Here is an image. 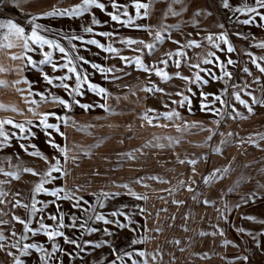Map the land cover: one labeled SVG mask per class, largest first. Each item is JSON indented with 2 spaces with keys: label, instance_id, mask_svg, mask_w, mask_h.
<instances>
[{
  "label": "rangeland",
  "instance_id": "rangeland-1",
  "mask_svg": "<svg viewBox=\"0 0 264 264\" xmlns=\"http://www.w3.org/2000/svg\"><path fill=\"white\" fill-rule=\"evenodd\" d=\"M54 1L4 0L0 4V24H7L11 20L23 27L27 36L31 35L35 17L34 23L40 25L41 29H47H38V34L65 48L74 60L77 74L81 78L87 76L88 83L103 87L108 93L107 98L97 96L88 90L87 84L82 83L80 91L83 94L75 99L94 107L85 112L79 105H72V112L67 111V116L70 118L68 122L75 129L72 130L71 126L62 127L60 131L65 133L64 138L53 134L59 137L62 147L63 141L69 143V152L87 157L85 161L76 163V173L85 171L78 175L98 182L100 180L116 196L119 191L136 190L137 196L146 197L136 199L130 196L132 217L139 216L136 223L139 232L146 230L149 237L152 236L148 239V245H153L157 252L155 264H264V227L260 228L264 222V177H249L254 173L264 174V146L250 147L249 144L253 142L249 141L243 146L242 136L234 137L228 133V126L231 125L232 130L234 122L227 118L224 107L237 103L234 94L238 93L241 97L243 86L239 83L234 88L238 92H234L231 87H226L227 77L213 79L208 74L210 71L217 77L222 76L219 63L227 65V60L223 58L226 54L219 52L225 45L215 39L213 42L206 39L209 35L215 38L226 34L230 37V43L239 51L238 55L231 56L235 63L227 65L226 70L231 71L238 62L244 66L243 55L253 52V46L248 45L244 50L237 46L235 40L246 42L249 37L256 36L254 41L258 43V35L250 33L248 25L252 26L254 23L244 25L240 22L250 16L234 9L245 5L254 6V0L229 2V5L234 6L230 15L237 19L232 21H238V24L229 27L228 33L219 11L225 9L222 0H144L140 2L149 5L148 16L141 19H135L136 12L132 2L116 0L119 5L128 1L126 6L129 15L135 19L136 24L147 26L149 30L134 26L126 28L111 21L107 15L108 12L115 11L111 7V0H100L106 5L104 14L99 9L92 8L89 11L93 14L88 16H47L46 13L57 11L51 8ZM81 1L76 2L72 8L81 5ZM65 10L68 9L63 7L58 12ZM173 12L178 15H173ZM93 16L100 21L99 24L91 23ZM121 19L127 17L122 16ZM257 23H260L258 17L255 18V24ZM85 27H92L93 32L86 33ZM101 32L113 35H97ZM156 32H160L162 42L155 40ZM238 33L241 35L238 36ZM71 36H78L80 39L70 41ZM129 38L153 44L154 48L148 49L144 44L121 43ZM89 39H95L105 47L110 44L117 52L107 53L95 45L85 43ZM189 41H196L201 47L182 48ZM10 43L15 46L7 47ZM28 43L31 51L20 47L16 37L9 35L7 28H0V49L4 47L7 55L14 61L11 68L14 67L12 69L15 72L8 74L7 65L2 66L0 61V70L2 68L6 72L0 78L25 76L27 83L20 84L26 90L27 101L30 91L32 100L41 98L36 93L44 96L51 93L70 101L71 98L63 88L48 85L41 75H67L69 79L64 83L74 88L76 76L68 73L66 68L59 67L66 63L64 54L47 45L41 50L31 41ZM213 43L219 44L220 49L214 47ZM177 51H183L184 57L173 55L169 58L167 55ZM43 52L52 53L57 71H52L51 64L39 63L44 58ZM208 52H212L213 57H207ZM76 56H83L89 64L76 61ZM121 56L128 57L129 61H134L139 56L146 66L162 68L172 79L164 82L154 74V70L139 71L134 63L121 60ZM29 58L35 62L34 65L28 63ZM202 58H210L213 63L203 64ZM161 60L167 61V64L161 63ZM177 60L181 62L179 68L175 66ZM91 64L113 71L102 74L93 69ZM191 64H199V68L190 67ZM176 73L190 80L198 73L208 83H188L177 78ZM53 83L59 84L61 81L54 79ZM153 87L163 91H144L145 88ZM201 92L214 95L224 93L221 98L227 101L226 104L221 105L218 101L212 103L214 111L219 106L220 115H214L212 111H200ZM176 93H182L191 99V111L187 105L181 107L178 103H173L182 99ZM241 99L246 100L243 97ZM211 101L212 97L209 96V102ZM54 108L57 112L66 111L61 106L55 105ZM105 108L111 112L105 111ZM147 109L155 110L149 112V116L175 110L181 118L169 121L161 117L159 120L153 119L152 124H149L140 118ZM36 125L38 123L26 124L27 139H46L42 128L38 129ZM167 138H171V141ZM229 139L233 144L231 147L227 146ZM214 140L219 141L218 145H212ZM44 148L50 146L44 145ZM217 148L220 149L219 152L216 151ZM191 161H195V164ZM234 173L238 176L234 177ZM124 185L128 187L125 188ZM145 209H148L147 214ZM141 235L138 234L134 239L141 240Z\"/></svg>",
  "mask_w": 264,
  "mask_h": 264
},
{
  "label": "crops",
  "instance_id": "crops-1",
  "mask_svg": "<svg viewBox=\"0 0 264 264\" xmlns=\"http://www.w3.org/2000/svg\"><path fill=\"white\" fill-rule=\"evenodd\" d=\"M78 1L80 0H55L54 2H52L51 8L58 11L59 9H63V7H66V9L70 10V8H72ZM140 1L144 2V0H139V2ZM230 1L233 0H228V3ZM127 2L128 1L121 3V5H127ZM130 2L133 3V0H129V3ZM233 8L234 6L229 5L228 8L219 10L225 24L224 29H226L227 33L228 31H230L229 27H233L235 25L232 22H228V20H237L230 15V12L233 10ZM86 14L88 16V14L91 15L93 13L92 11H89V13L86 12L84 15ZM252 15L253 14H248V16L250 17ZM12 16L15 17L16 15ZM57 17H59V15ZM236 24H238V21ZM260 24L261 22L257 24L254 23L252 26L248 25L251 28L250 33L258 35V43L264 41V27H261ZM255 37L256 36L249 37L248 41H246L248 43H246L245 41L239 42L236 40L235 42L238 44L237 46L242 47L244 50L245 48H248V45H252L253 52L250 53L256 57H264V49L254 47V45L258 44L254 41ZM229 38L230 37H228L230 43L231 41ZM230 44L232 45V43ZM232 47L235 50L231 53L227 52V45H225L224 48H219L220 53L226 54V56L223 57L226 58V60L232 59L231 56L239 54V51L233 45ZM3 48L1 47L0 49L1 65H7L6 71L9 72L8 74H11L14 72V70L12 69L14 67L11 68V64H14V61L10 59V57L7 55V52ZM243 56L244 58H242L244 61V66L243 64L241 66L240 62H238V65L232 68L231 71L228 69V72L232 74V78L228 79L227 77L226 87H231L234 92H238V89L234 90V88L237 87L240 83L243 86L241 89V97H243V99H246L245 102L249 107H251L252 112L249 113L248 108L244 107L241 104H238V101L236 104L225 106V112L228 115L227 118L232 119V121L234 122V127L232 130L230 129L231 125L228 126V133L232 134V136L234 137L242 136L243 139L241 145L243 146L247 145V142L249 141L253 142V144H249V146L251 145L250 147H262L264 146V105L260 103L252 104V98L255 97L257 101L264 100V74L260 73L256 69L255 65L251 63V57L247 52L246 54L244 53ZM258 62H260L262 66H264V61ZM245 67L249 69L252 75H248L243 71ZM240 69L242 70L241 74ZM3 74L6 75V72H4L1 68L0 75L3 76ZM257 79L259 80V83L255 82ZM0 81L4 82V85L0 86V105H3L8 109L0 110V120L10 119L16 124H25L26 128V121L31 120L32 124L39 123V120L41 118L39 114L47 112H55L59 116H65L68 118L67 110L65 112H57L54 108L56 104L54 105V103L51 102L43 103L41 102V98L34 99L39 104V107L27 103L26 90L23 89L21 85L25 83L24 81H26L25 76H20L14 79L0 78ZM17 81H19V83H17ZM30 93L31 94L28 101H31L33 99L32 91H30ZM12 107H15L17 111H11L10 109ZM30 107L35 108L38 114L34 115L32 112H29ZM233 109H235V111H233ZM212 112H214V110ZM48 122L59 123L60 129L64 126H71L72 130L75 129L72 126V123L67 122V125H65L63 122H58L52 117H50ZM5 131L9 134V141L8 146L0 148V169H3L5 172L15 173L19 178L15 179L12 176H5L3 173H0V191L6 193V195L0 197V200H2V202H0V221H8L7 224L0 223V233H3L5 237L3 241H0V264H15L14 258L16 256H19L18 248H12L11 245L17 241V238L21 234H23V225L14 221L12 217H20L26 222L30 220L31 223L29 224V227L34 230L39 228V223L41 220H43L46 225L54 228L56 226L55 222L48 220L47 217L49 215L58 216L59 213L57 212V207H59L60 212L64 213V223L66 225L71 224L73 216L78 217L76 228L66 227L62 229V231L69 239L77 240L81 245L85 247V250L83 252H80L75 249L73 245L65 244L63 241V237H58L55 242L58 243L65 251L72 253L74 257L73 259H69L67 256H60V259L63 260V264H113V262H115V264H120V261L117 260L116 255H114L113 253V250H115L116 252L143 251L146 253L145 257H133L138 261V264H143V260H147L148 264L156 263L157 252L153 248V245L150 247L148 245V239L152 236L149 237L148 231L146 232V230L145 232L144 230H141L139 232L136 224L139 216L132 217L133 207L132 199H130L131 195L128 194L129 190L119 191V194H117L118 196H116L114 195L116 193H114V191H109L107 189V186L103 184V182L102 184L100 183V180L98 182L95 180H90V178H86L82 175H78V173L84 174L85 171H82V173L80 171H77L78 173H76V163H79V161L81 160L85 161V158L87 157H84L82 155H75V153L69 152V149L71 148H68L69 143L66 144L65 141H63V147L65 148L66 155H61L51 147L44 148V145H49L46 142L48 138H41L42 141H39L38 138L34 140H28L27 138L21 139V137L26 136L27 133H21L18 128H14L12 127V125H5ZM12 133H15V135L13 136ZM54 139L57 140V144L61 145L59 143V137L54 136ZM230 139L227 145L228 147H231L233 145ZM218 142V140H214L212 142V145H218ZM21 144H24L25 146L34 144L36 145V148L33 149L29 147L26 152L20 147ZM36 150H39L44 156H46L48 158L47 161L28 154L29 152ZM53 157L60 161L62 171L66 172L67 175L54 180L51 184L45 185V187L49 190H52L53 188H64L73 196V199L58 200L55 204L49 203L48 208L44 209L42 213H37L35 216H33L30 211L32 203V190L35 184L39 182V179L41 177L33 176L31 173L25 172L24 169H32L42 175L48 170L51 164L55 163ZM53 175L60 177L61 174L53 173ZM237 176V173H234V177ZM254 176L264 177V174L256 175V173H254L249 177ZM130 191L136 194L138 193V191L136 190ZM101 193H108L109 195L107 198H105L101 195ZM61 195H63V193H61ZM77 198H79V208L73 207V204L76 203ZM35 199L41 202L37 204V207L41 208L44 203H48L54 198L40 193L36 195ZM17 201L20 202V205H27L28 207L25 208L23 206H17ZM101 202H103L104 204L103 208L99 206ZM89 205H94L95 208L89 209ZM85 209L89 210L86 212ZM114 211H122L126 216L130 217L132 223H129V221L125 219V216H111V213ZM147 211L148 209H145L146 214L148 213ZM96 214L103 215L105 219L110 220L111 223L104 224L103 221H96L94 219V216ZM89 217H92V219H89ZM143 219L144 212L142 216V220ZM81 222H85L86 228L96 229V231L91 233L85 232L79 227ZM118 224H125L127 225V227L120 228L118 227ZM262 227H264V222L262 223L260 228ZM105 229H108L111 235H105ZM13 232L17 233L16 237L12 236ZM138 234H142V238H140L142 241L141 244L139 246L138 244H136L129 247L130 241L134 239V237L138 236ZM27 235L28 239L20 241L21 245L24 243H37L43 244L48 250L51 249V242L48 241L47 237L43 235V233L38 232L35 236H32L31 233H28ZM143 236L145 238H143ZM261 236L262 234L260 235V238ZM86 241H91L93 243L106 241V243L100 248H93L86 245ZM9 252H11L12 255H8ZM38 256V253H32L28 257H21V259L25 261V264H39ZM50 264H56V262L51 261ZM124 264H131V261L125 259Z\"/></svg>",
  "mask_w": 264,
  "mask_h": 264
},
{
  "label": "snow or ice",
  "instance_id": "snow-or-ice-1",
  "mask_svg": "<svg viewBox=\"0 0 264 264\" xmlns=\"http://www.w3.org/2000/svg\"><path fill=\"white\" fill-rule=\"evenodd\" d=\"M3 2H4V0H0V4H2ZM176 2H178V0H176ZM111 7L115 10L114 12H108L107 13V15L110 17L111 21H113L117 24H120L121 26L126 27V28L134 26L137 29L149 30L147 26L139 25V24L135 23V19L146 18L148 16V8H149L148 4L141 3V2H139V0H133L132 7L135 8V12H136L135 19L131 15H129V12L127 10L126 5H119L116 2V0H111ZM223 7L224 8L229 7L228 0H223ZM92 8H96V9H99L101 12H105L106 5L104 3H101L100 0H82L81 5H77L76 7L72 8L70 10H65L63 12L52 11V12L46 13V15L47 16H58L59 15V16L77 17V16L84 15L86 12L89 11V9H92ZM121 8H123L124 10L120 11ZM141 10H143V13L141 12ZM262 10H264V0H254V6L245 5L243 8L234 9V11L240 12L244 15L254 14L249 19H244L243 21H240L242 24L248 25L250 23H255V18L258 17L259 21L261 22L260 26L264 27V11H262ZM169 11H171V9H169ZM172 14L178 15V13H175V12H173ZM197 15H199V13H197ZM122 16L127 17V19H121ZM34 20H35V17H33V26H32L31 35H27V36L25 35V29L23 27L18 26L15 23H13L11 20H9L7 22V24H0V28H7L9 35L15 36L16 40L19 42L20 47H22L25 51H31L32 50L29 48V43H28L29 41H31L32 44L38 45L41 50H43L44 45H47L49 48L58 49L59 52L64 54V57L66 58V63L61 64L59 67L60 68H66L68 73H71V74L76 76L75 87L71 88V87H69V85L67 83H64V81H67L69 79V76L64 75V76H59V77H50L47 74L41 73V75L43 76V80L48 85H52V87H54V88H63L68 93L69 97L71 98L70 101H66L65 99H63L59 96H56V95H52L51 93L49 94V96H44L40 93H36V95H39L41 97V102H43V103H49V102L54 103L57 106H61L64 110H67V111L71 110L72 105H79L80 108H82L85 112H87L92 107H94V105L80 103L78 100L75 99V97L81 96L83 94L80 91L82 83L87 84L88 90L93 92L95 95L107 98L108 93L106 92V90L103 87H99L95 84L88 83V77L87 76H84L83 78H81V76L79 74H77V68H76V65L74 63V60L65 51V48L61 47L58 43H55L54 41H51V40H47L38 34V31H37L38 29L41 31H46L47 29H41L40 25L34 23ZM91 23L93 25H97L100 23V21H98L95 18V16H93ZM84 31L86 33H92L93 28L92 27H85ZM97 35L109 37V36H112L113 33L101 32V33H97ZM237 35L239 36L241 34L238 33ZM241 38L247 39L248 37L241 36ZM78 39H80V37H78V36L69 37L70 41L71 40H78ZM206 39L209 42H213L215 39V40L222 42L224 45H227V52L228 53H231L235 50L232 47V45L229 43V40H228V37L226 34H221L220 36H217L215 38L212 35H209ZM155 40L157 42H162L163 37L161 36L160 32H156ZM85 43H87L89 45H95L96 48H98L104 52H107V53H116L117 52V49L112 47L110 44L107 47H105L103 44H101L100 42H98L95 39H89V40L85 41ZM121 43H123L125 45L144 44L143 41H137V40L130 39V38L122 40ZM174 43H176V42L174 41ZM13 46H15L14 43H10L7 45V47H9V48H11ZM213 46L216 47L217 49L220 48V45L217 43H213ZM144 47H146L148 49H153L154 45L153 44H144ZM199 47H201V45H200V43H197L196 41H189L187 44L182 45V48H199ZM254 47H259L261 49H264V41L259 42L258 44L254 45ZM73 50H75V49H73ZM167 55L169 56V58H171L173 55L178 56V57H184L185 53L183 51H177L176 53H168ZM213 55L214 54L212 52L207 53V57H213ZM248 55L251 57V63L253 65H255L256 69L260 73L264 74V66H262V64L260 62H258V61H264V57H256V56H253L251 53H248ZM43 57L44 58L42 60H40L39 63L40 64H51L52 65V71L53 72L57 71V65L52 61V53L51 52H43ZM12 58L18 59L20 57H12ZM120 59L125 61V62H128V63H134L137 70H139V71L152 72L154 70V74L156 76L160 77V79L164 82H167L168 80L172 79V76H170L169 73L164 71V69L155 68V66H153L152 68H149L148 66H146L139 56H137L134 59V61H129V58L124 57V56H121ZM75 60L80 61L83 64H89V61L86 60L83 56H76ZM28 63L34 65L35 62L32 61L31 58H29ZM161 63H164L166 65L167 61L161 60ZM201 63L212 64L213 60L210 58H202ZM234 63L235 62L232 59L227 60V65H232ZM227 65H225L223 63H219V67L221 69L222 76L217 77V76H215V74H212L210 71L208 74H210L213 79H223L224 77H228V79H231L232 74L226 70ZM175 66L177 68H179L181 66L180 60H177L175 62ZM91 67L93 69L100 71L102 74L113 71V69L102 68L98 64H91ZM190 67L199 68V64H191ZM202 71H203V69H202ZM243 71L245 73H247L248 75H252V73L249 71V69L247 67H245L243 69ZM176 77L181 79V80H185L188 83H196V82H200L201 84H207L208 83V81L203 80L198 73L194 74V79H191V80L188 77L180 75L179 73H176ZM54 79L61 81V83L54 84L53 83ZM255 82L259 83V80L257 79ZM17 83H19V81H17ZM25 83H27V81H25ZM3 85H4V82L0 81V86H3ZM188 90L191 91V89H188ZM144 91H146V92H162L163 89L153 87V88H145ZM176 95L182 96V99L180 101H173V103H178L181 107H184L185 105H187L189 111H191V105H192L191 99H189L188 96H184L182 93H176ZM223 95H224L223 92L220 95H214L212 93L201 92L200 93V97H201L200 111L201 112L213 111L212 110V103H215L217 101L221 105L226 104L227 101L223 100L221 98ZM209 96L212 97L211 102H209ZM234 96H235V100L238 101L239 104L248 108L249 113L252 112L251 107H249L246 104V102L241 99V97L238 93L234 94ZM26 102L39 107V104L37 103L36 100H31V101H26ZM256 103H260V104L264 105V100L257 101L256 98L253 97L252 98V104H256ZM97 106L102 107L101 105H97ZM0 110H8V109L5 106L0 105ZM10 110L13 112L17 111V109L15 107H12ZM105 111L111 112V110L107 109V108H105ZM154 111H155L154 109H147L145 111V113L140 118L143 120H146L149 124H152L153 119L159 120L161 117L163 119L169 120V121L181 118L180 114L178 112H176L175 110H172V111L166 112V113H158L155 116H149L148 115L149 112H154ZM233 111H235V109H233ZM29 112H32L34 115L38 114L36 112V109L31 108V107L29 108ZM213 114L214 115H220V112L217 109L213 112ZM39 115L41 116V118L39 120L38 125H36V126L41 127L42 130L44 131V135L48 138L46 142L49 144V146L51 148L55 149L61 155H66L65 148H63L61 145L57 144L55 139H54V136H53V134L55 133L57 135H60L62 138H64V133L60 131L59 123H50L48 121H49V118L52 117L56 121L63 122L65 125H67L68 118L65 116H59L55 112H47V113H43V114H39ZM26 123L28 125H32L31 120L26 121ZM5 125H12V127L18 128L21 133H25L28 131L25 128V124H16L10 119L0 120V148L8 146L9 134L5 131ZM185 126L187 127V125H185ZM193 126H195V125H193ZM49 130H51V131H49ZM12 135L14 136L15 133H12ZM26 138H27V136L21 137V139H26ZM167 139H169L171 141V138H167ZM209 139H211V137H209ZM20 147L27 152V149L29 147L35 149L36 145L30 144L28 146H25L24 144H21ZM216 151L219 152L220 149L217 148ZM28 154L31 156L39 157L40 159L45 160V161H47V159H48L39 150L29 152ZM53 159L55 160V163L51 164L49 166L48 170L46 172H44L42 175L40 173L35 172L32 169H28V168L24 169L25 172H29L33 176H40L41 177L39 179V182L35 184V186L32 190V203H31L30 211H31V214L33 216H35L37 213H42L44 211V209L48 208L49 203L55 204L56 201H58V200H72L73 199V196L64 188H53L52 190H49L45 187V185L51 184L54 180L59 179L62 176L67 175L66 172L62 171L61 166H60V161L58 159H56L55 157H53ZM191 163L195 164V161H191ZM224 171L226 172L227 169H224ZM0 173H3L5 176H12L15 179L19 178L15 173L5 172L3 169H0ZM53 173H60L61 175H60V177H58V176H54ZM212 176L214 177L215 173H213ZM205 182L207 183L208 180H206ZM123 187L127 188L128 186L124 185ZM189 191H191V189H189ZM40 193H43V194L50 196V197H53L54 199L48 203H44L41 208H38L37 204H39L41 202L36 200L35 197L37 194H40ZM61 193H63V195H61ZM128 194L135 197L136 199H142V198L146 199V197L137 196L136 193L131 192L130 190H129ZM4 195H6V193L0 191V197H3ZM101 195L104 196L105 198H107L109 194L108 193H101ZM0 202H2V200H0ZM205 203L207 204L208 201H205ZM16 204H17V206H23L25 208L28 207L27 205H20L19 201H17ZM99 206L101 208H103L104 207L103 202H101ZM73 207H75V208L80 207L79 198L76 199V203L73 204ZM94 208H95L94 205H89V209H94ZM89 209H85V211L87 212ZM57 212L59 213L58 216L57 215H49L47 217L48 220L55 222L56 226L54 228L50 227L49 225H46L43 222V220H41L39 223V228L34 230V229L29 227V224L31 223L30 220L26 222L25 220L21 219L20 217H17V216L12 217V219L14 221L23 225V234H21L17 238V241L11 245L12 248H18V250H19V256H16L14 258L15 264H25V261L22 260L21 257H28L32 253H38L39 254V256H38L39 264H50L51 261H55L56 264H63V260L60 259V256H67L69 259H73L74 257L72 255V253L65 251L63 248H61V246L58 243L55 242L58 237H63V241L65 244L73 245L75 247V249H77L80 252H83L85 250V247L83 245H81L77 240L69 239L65 235V233L62 231V229L66 228V227L76 228L78 217L73 216L71 224L66 225L64 223V213L60 212L59 207H57ZM117 215L125 216V219L128 220L129 223H132L130 217L126 216L122 211H114L111 213V216H117ZM246 218L247 219H253L252 217H246ZM89 219H92V217H89ZM94 219L96 221H103L104 224L111 223L110 220L105 219V217L101 214H96L94 216ZM0 223L7 224L8 221H0ZM79 227L88 233L96 231V229L86 228L85 222H81ZM118 227L126 228L127 225L118 224ZM240 231H244V230L240 229ZM38 232L43 233V235H45L47 237L48 241L51 242V249L50 250H48L43 244H37V243H24L22 245L20 244V241L28 239V235H27L28 233H31L32 236H35V235H37ZM104 233H105V235H111V233L108 231V229H105ZM201 234L203 235V233H201ZM12 236L16 237L17 233L13 232ZM4 239H5V237H4L3 233H0V241H3ZM141 242H142L141 240L132 239L130 241L129 247L136 245L138 243H141ZM85 243H86V245L91 246L93 248H100V247L105 245L106 241H100L99 243H93L91 241H86ZM225 243H227V241ZM113 253H114V255H116L117 260L120 261V264H124L125 259H127L128 261H131V264H138V261L136 259H134L133 257L136 256V257L143 258L146 256V253L143 251L116 252L115 250H113ZM8 255H12V253L9 252ZM244 259H247V258H244ZM113 264H115V262H113ZM143 264H148V261L143 260Z\"/></svg>",
  "mask_w": 264,
  "mask_h": 264
},
{
  "label": "built area",
  "instance_id": "built-area-1",
  "mask_svg": "<svg viewBox=\"0 0 264 264\" xmlns=\"http://www.w3.org/2000/svg\"><path fill=\"white\" fill-rule=\"evenodd\" d=\"M228 22H232L233 24L237 23L236 21H231V20H228Z\"/></svg>",
  "mask_w": 264,
  "mask_h": 264
},
{
  "label": "trees",
  "instance_id": "trees-1",
  "mask_svg": "<svg viewBox=\"0 0 264 264\" xmlns=\"http://www.w3.org/2000/svg\"><path fill=\"white\" fill-rule=\"evenodd\" d=\"M20 19V18H19Z\"/></svg>",
  "mask_w": 264,
  "mask_h": 264
}]
</instances>
